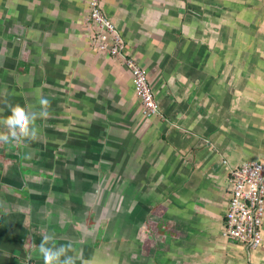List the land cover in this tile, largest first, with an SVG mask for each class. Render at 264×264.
Instances as JSON below:
<instances>
[{
    "label": "crops",
    "instance_id": "obj_1",
    "mask_svg": "<svg viewBox=\"0 0 264 264\" xmlns=\"http://www.w3.org/2000/svg\"><path fill=\"white\" fill-rule=\"evenodd\" d=\"M103 8L148 69L160 114L143 115L130 71L91 43L85 0H2L0 25L5 13L22 23V36L5 35L27 51L2 53L10 61L0 65V133L14 110L38 111L41 96L50 105L37 139L0 146V264H44L42 237L26 247V220L51 203L55 166L89 178L75 185L95 194L99 174L84 171L107 159L117 168L122 156L129 263L264 264V241L250 250L223 236L230 169L264 159V0H103ZM81 196L74 201L86 208ZM11 201L30 208L9 211ZM100 225L93 242L67 224L55 243H71L75 264H85Z\"/></svg>",
    "mask_w": 264,
    "mask_h": 264
},
{
    "label": "rangeland",
    "instance_id": "obj_2",
    "mask_svg": "<svg viewBox=\"0 0 264 264\" xmlns=\"http://www.w3.org/2000/svg\"><path fill=\"white\" fill-rule=\"evenodd\" d=\"M1 5L2 0H0V6ZM1 14L2 11L0 12V16ZM4 15L5 24L0 25V36L2 35V39H0V65L5 60L10 61L7 58L3 61V52L11 55V51L16 47L21 46V44V51H27V44L24 41L20 42L18 39H14L17 40L18 43L15 45H13V43L16 41L9 43L8 40L10 39L6 35L9 36L10 34H15L22 36L24 27L21 25L22 23L13 21L12 19L10 20L8 13H5ZM11 57L12 55L9 58ZM2 76L3 75L0 73V77ZM5 124V122L2 124L3 130L2 133H0V136L1 134L4 135L5 131L8 130L5 129ZM116 128L117 145L118 148L120 147L123 150V124L116 123ZM58 141L61 142L62 140L59 139ZM102 141L105 142L106 140L104 139ZM106 147L108 148V146ZM111 149L117 150L115 147H111ZM57 152L64 154L63 148L62 150H57ZM62 160L64 162L65 159L63 158ZM115 164L118 166L117 168L112 167L111 161L107 159L104 164L102 163L100 166L97 165L98 167L94 169H86L84 171L88 174L96 175L97 172L99 174L98 176L100 179L95 194L92 193V190H94L95 187L89 189L85 194L86 191L83 192L79 186L75 185V183L79 184L80 182L81 184V180L84 182L89 178L78 177V172L73 169L66 168L67 171L62 167L61 170H57L56 168L59 167L55 166L52 171L58 176L60 174V179L53 180L52 185L55 187L52 186V194L49 197L51 203L49 202V205L42 206L35 211L32 210L31 219L29 218L26 220V226L30 232L27 237L28 240L26 247L32 249L37 247L36 239L42 237L43 234L50 233L54 238H64V236H68L66 234L67 230L65 229L67 224H70L73 229L75 228L74 233L78 241L83 243L90 241L93 242L96 240L95 238L98 228L102 227L100 224L105 222V226L107 227L105 233L97 240V245L95 244L93 258L88 262H85V264H140L136 260L133 261L135 263H129V255L132 245L129 244V239H127L129 235H126V228L124 227L125 200L123 195L125 170L123 156L119 164L114 163L113 166H115ZM67 177L71 178L73 181ZM90 183L91 182H89V184ZM86 188L87 187H85V189ZM50 190L51 189H49V191ZM49 191L47 190V193H49ZM34 192L36 191L34 190ZM78 192L83 194V196H81L82 200H84L85 203L87 201L88 204L86 203V208H83L78 202L74 201V199L77 198ZM91 207L92 209L90 212L96 210L95 215L91 220H86V215H88ZM6 208L9 211L17 212L18 210H21V208L29 210L30 206L26 201H11V203L6 205ZM51 214L52 217L50 218ZM44 215L47 216L48 219H45ZM42 217L45 221L41 220L38 222V219H41ZM50 220H52L51 225L49 224ZM54 221H56L55 224ZM120 233L122 234L120 235ZM111 238L113 239L111 240ZM13 241L14 240L10 237L8 243H13ZM139 246V244H137V246L133 245V252H135V248H139ZM6 252H8V257L12 256L11 253L16 254V252L10 253L8 250ZM73 256H79V252L76 251ZM137 260L139 261V259Z\"/></svg>",
    "mask_w": 264,
    "mask_h": 264
},
{
    "label": "built area",
    "instance_id": "obj_3",
    "mask_svg": "<svg viewBox=\"0 0 264 264\" xmlns=\"http://www.w3.org/2000/svg\"><path fill=\"white\" fill-rule=\"evenodd\" d=\"M91 43L100 52L124 63L130 71L134 93L146 117L160 114L148 69L128 50V44L103 8V0H85ZM230 199L224 216L223 236L254 250L264 241V159L247 160L230 169Z\"/></svg>",
    "mask_w": 264,
    "mask_h": 264
},
{
    "label": "clouds",
    "instance_id": "obj_4",
    "mask_svg": "<svg viewBox=\"0 0 264 264\" xmlns=\"http://www.w3.org/2000/svg\"><path fill=\"white\" fill-rule=\"evenodd\" d=\"M39 104L41 107L38 111H29L24 108L13 111L12 118L6 121L9 134L0 136V146L11 149L14 146L38 138L39 129L36 121L49 115L50 100L41 96ZM25 155L30 156V153ZM72 247L71 243L57 245L54 236L48 233L42 235L38 252L42 256L44 264H75V257L69 254Z\"/></svg>",
    "mask_w": 264,
    "mask_h": 264
},
{
    "label": "flooded vegetation",
    "instance_id": "obj_5",
    "mask_svg": "<svg viewBox=\"0 0 264 264\" xmlns=\"http://www.w3.org/2000/svg\"><path fill=\"white\" fill-rule=\"evenodd\" d=\"M8 133H9L8 131H5L4 135H8ZM4 135H3V136H4Z\"/></svg>",
    "mask_w": 264,
    "mask_h": 264
}]
</instances>
